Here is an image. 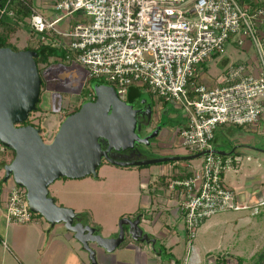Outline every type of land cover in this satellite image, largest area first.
Listing matches in <instances>:
<instances>
[{
    "label": "built area",
    "instance_id": "1",
    "mask_svg": "<svg viewBox=\"0 0 264 264\" xmlns=\"http://www.w3.org/2000/svg\"><path fill=\"white\" fill-rule=\"evenodd\" d=\"M6 1L1 13L11 0ZM53 9V19L37 11L30 18L40 40L47 33L69 37L64 61L82 65L89 79L112 85L122 100L136 86L153 96L156 107L165 102L181 107L187 121L179 137L191 154L214 148L221 126L249 128L264 119V39L258 29L264 8L238 0H56ZM78 12L87 21L59 31L57 23ZM232 41L239 47L249 42L257 60L232 62L215 84L202 82L203 65L225 53ZM201 158L190 174L167 180L192 235L217 212L246 208L224 180L225 169L240 157L208 153ZM26 192L12 181L8 221L27 224L38 217Z\"/></svg>",
    "mask_w": 264,
    "mask_h": 264
},
{
    "label": "water",
    "instance_id": "2",
    "mask_svg": "<svg viewBox=\"0 0 264 264\" xmlns=\"http://www.w3.org/2000/svg\"><path fill=\"white\" fill-rule=\"evenodd\" d=\"M37 56L33 50L0 48V145L15 152L13 160L0 162L3 181L25 187L31 211L41 215L50 229L62 224L88 254V264H100L99 250L113 255L129 240L145 243L155 250L157 238L146 229L142 214L134 219H121L117 233L104 236L101 227L90 224L84 213L57 204L50 194V185L61 178L97 177L103 161L121 167H145L189 161L208 153L229 156L236 147L228 151L214 146L195 154L170 152L154 157L139 151L133 157L138 145L149 146L150 139L163 130L160 125L143 135L152 126L154 105L148 102L136 108L103 81L92 85L95 100H84L79 110L65 116L53 137L46 140L40 127L21 124L30 118L40 101L43 80L35 60ZM249 147L264 153L262 148ZM124 151H130L131 155H121L118 159Z\"/></svg>",
    "mask_w": 264,
    "mask_h": 264
},
{
    "label": "rangeland",
    "instance_id": "3",
    "mask_svg": "<svg viewBox=\"0 0 264 264\" xmlns=\"http://www.w3.org/2000/svg\"><path fill=\"white\" fill-rule=\"evenodd\" d=\"M34 6L39 13H43L39 2ZM62 25L67 27L64 23L60 24ZM28 37L26 31H18L15 41L20 50L27 45ZM227 55H230L231 62L246 56L234 44L229 43L225 53L211 57L207 61L208 80H217L224 74L228 65L224 68L221 60ZM39 71L44 83L39 106L47 110L41 123L50 132L51 128L56 127L58 113L63 116L80 107L84 100L91 97L93 91L90 89L87 71L76 62L52 61L48 65L39 66ZM85 91L87 93L84 94ZM176 111L177 116L169 121L172 129L178 128L181 122L187 121L186 117L183 120L179 110ZM37 114L39 112L34 114L36 118ZM176 137L172 150L176 154H191L189 149L182 145L179 135ZM252 137L242 139L240 144H233L220 133L217 143L220 149L228 151L232 146L236 147V154L225 158L236 159L237 156L240 158L225 169L224 179L226 185L243 197L242 201L246 204L242 205L246 208L217 212L206 218L193 235L186 225L184 216L178 219L176 215L166 214L170 229L175 231L171 237L173 247L168 251L174 256L172 261L189 264L191 254H196L200 259L199 264H215L211 255L223 252L229 255L227 260L231 264H237V260L230 255L241 256L244 264H264V203H262L264 200L260 201L258 212L247 206L250 193L254 197L258 193H263L262 197H264V153L249 147L264 149V132L262 134L256 132ZM149 153L151 157L157 156L154 152ZM201 161L202 158L190 160L194 166H199ZM192 165L188 166L189 169ZM157 166L151 165V171L155 173L158 170ZM151 176L146 168L141 170L136 167L125 168L104 162L97 170V177L90 175L79 179L61 178L50 185L49 190L57 204L73 209L75 206L78 210H83L89 221L93 224L98 223L102 227V235L107 236L114 228L117 233L121 219L132 218L144 208L145 196H148L149 189L148 179ZM156 220L158 222V219ZM158 224L162 225L160 222Z\"/></svg>",
    "mask_w": 264,
    "mask_h": 264
},
{
    "label": "crops",
    "instance_id": "4",
    "mask_svg": "<svg viewBox=\"0 0 264 264\" xmlns=\"http://www.w3.org/2000/svg\"><path fill=\"white\" fill-rule=\"evenodd\" d=\"M238 1L242 5L251 8H264V0ZM38 2L43 11L42 15L53 19L55 17L53 6L56 0H35L36 4H38ZM80 21H87V16L83 12H78L72 17L61 20L57 23V28L59 31L68 32L77 22ZM61 23H64L67 27H64L63 25L60 26ZM258 29L264 39V16H262L258 22ZM47 34L45 42L61 47L62 49H64L70 41L69 37L63 36L59 33ZM37 39H40V35L36 34L35 40ZM230 44H234L238 50L244 52L246 55L245 58L237 61L255 62L257 60L256 51L249 42H246L243 47H239L234 41ZM228 50L230 51V49ZM230 55H227V57L221 60V64L224 68L232 63L229 57ZM207 63L208 62H206L201 69L200 79L208 85H213L217 80H208L206 78ZM154 107L156 120L159 118L160 113H163L164 120L167 121V124L164 126L163 136L160 139L164 143V151L162 153L167 154L172 152L176 154L172 150L174 148V141H176V136L179 135V130L186 124V121L183 123L181 122L180 126L176 129H172V124H169V121L177 116L178 112L176 109L179 110L183 120L185 119L184 117H186L185 113L181 107L173 103H169L167 106L162 104L161 106ZM42 109V114L39 113L41 119H43L45 112L47 111L46 108ZM63 119L64 115L62 116L58 113L56 127L54 129L51 128L50 132L41 125L44 128V134L48 135L49 139L53 137ZM231 127L232 126L224 128L219 127L216 131L219 132V134H223V137L227 140L230 139L233 144H240L242 139L246 137L253 138L252 134L256 132L259 134L264 132V119H262L257 125L249 128L243 127L237 131L231 130ZM215 146H218V144ZM2 158L3 148L0 145V162ZM192 164L193 163L190 162V160L171 162L168 165L162 164L157 166L158 170H156L155 173L151 171V167H136L140 170L146 168V171L150 176L152 175L151 178L148 179L149 189L148 196H145L146 204L144 205V208L139 211L146 215L145 218H143L145 222L144 224H146V229L152 234V236L157 238L158 243L156 246L161 244L164 248L162 251H155L145 243H132V241L129 240L125 245L116 250L113 255H105L103 251L99 250L100 264H176L175 261H172L167 257V255L173 256L172 252L168 251L173 247L171 237L175 234V231L170 229V224L165 215H176L178 219H181L183 214L179 209L178 197L168 189L167 180L170 177L190 174L192 169H189L188 166ZM3 178L4 171L0 170V264H88V254L82 250L81 245L74 239L70 232L66 231L62 224H57L50 229L49 223L39 216L36 217L34 222L27 224L8 221L6 205L12 181L5 183ZM256 195V197L251 193L248 195L249 202L247 203V206L258 212L259 209L257 207L261 204L260 201L264 200V197H262L263 193H258ZM237 200L241 205L246 204L242 201L243 197L240 194L237 195ZM73 207L76 212L85 213L83 210H78L75 206ZM156 219H158V222L162 225L158 224ZM88 222L92 225L100 226L98 223L93 224L89 219ZM115 230V228L111 230L107 236L116 234ZM127 244H129L128 247L126 246ZM159 249L162 248L160 247ZM199 262V257L196 254H191L188 263L199 264Z\"/></svg>",
    "mask_w": 264,
    "mask_h": 264
},
{
    "label": "trees",
    "instance_id": "5",
    "mask_svg": "<svg viewBox=\"0 0 264 264\" xmlns=\"http://www.w3.org/2000/svg\"><path fill=\"white\" fill-rule=\"evenodd\" d=\"M7 1L4 0L1 2L0 5V48L2 47H11L13 50H20L18 46L16 45V38L17 33L20 30H24L29 34V41L26 46H24L23 50H33L38 53V56L35 58L38 67L41 65H48L52 61L62 60L65 59V49H62L61 47H57L52 45L51 43H46L42 40H35L36 32L31 28L30 26V18L31 16L37 11L34 4L35 0H11L9 4L6 7L5 13H1V10L6 6ZM12 13V14H10ZM217 56V55H214ZM100 81L97 79H89V85L90 89L92 90V85L94 82ZM43 87V82H42ZM84 94L87 93V91L83 92ZM95 97V96H94ZM127 101L132 102H140V103H148L151 102L154 104V98L151 94L145 92L140 87L132 86L129 87L127 90ZM40 103V101H39ZM39 103L37 104V108L34 112L31 113V117L21 123L22 125L31 124L37 127H40L42 129V132H44V128L41 126V116L32 117V115L35 114L36 111L43 110ZM169 103L165 102L164 105L167 106ZM80 107L75 108L72 112H69L64 115L67 116L73 112H76L79 110ZM36 119V120H35ZM166 125V121L163 120L162 126ZM221 127H227V126H221ZM243 127L241 126H232L231 130L237 131L238 129H241ZM44 137L46 140L49 138L46 137L44 134ZM219 137V132H215V137L213 139L214 146L217 144V140ZM233 148V146L230 148V150ZM236 154V153H234ZM15 157V152L10 149H5L3 151V158L1 161H7L10 162ZM225 157V156H224ZM147 167V166H146ZM38 216L41 217V215L38 214ZM86 216V214H85ZM202 223V222H201ZM200 223V224H201ZM165 252V251H164ZM227 253H217L212 254L211 257L214 259L215 264H231L228 262ZM234 257L237 260V264H244V259L241 256L237 255H230ZM170 260H172L174 257L172 255H167ZM176 264H180L177 260H175Z\"/></svg>",
    "mask_w": 264,
    "mask_h": 264
},
{
    "label": "flooded vegetation",
    "instance_id": "6",
    "mask_svg": "<svg viewBox=\"0 0 264 264\" xmlns=\"http://www.w3.org/2000/svg\"><path fill=\"white\" fill-rule=\"evenodd\" d=\"M44 84V83H43ZM42 92V91H41ZM95 100V99H94ZM134 103V105H135V107L136 108H140V107H142L143 105H145L146 103H140V102H133ZM154 105V104H153ZM155 106V105H154ZM42 111V110H41ZM41 111H36L35 112V114L36 113H40ZM42 114V113H41ZM156 112H155V107H154V118H153V120H152V126H151V128H150V130L148 131V132H145L143 135H145V134H147V133H149V132H151L152 130H154L155 128H157L158 126H162V122H163V120H164V114L163 113H160V115H159V118L156 120ZM38 116H40V114H37V117ZM31 117V116H30ZM32 117H35L34 115H32ZM41 125H42V123H41ZM162 128H163V130H162V132L160 133V135L159 136H157V137H154V138H152V139H150V142H151V144L149 145V146H146V145H144V144H141V145H138V150H136L135 151V154H133V157H137V155L139 154V151L143 154V155H149L150 153L149 152H154L156 155H162L163 153V151H164V143L160 140L161 138H162V136H163V131H164V126H162ZM43 133V135H44V132H42ZM120 154V157H117L118 159H121V155H126V156H129V155H131V152L130 151H124V152H122V153H119ZM168 154V153H167ZM126 159H129V158H126ZM104 162H107V161H103V163ZM102 163V164H103ZM107 163H109V162H107ZM121 167V166H120ZM146 167V166H145ZM147 167H150V166H147ZM125 168H129V167H125ZM141 211H139L138 213H136L135 214V216L134 217H132L133 219L137 216V215H139V214H142V218H145V214H143V213H140ZM151 247V246H150ZM162 248V250H163V246L161 245V244H158V246H156V248H155V251H160V249L159 248Z\"/></svg>",
    "mask_w": 264,
    "mask_h": 264
}]
</instances>
